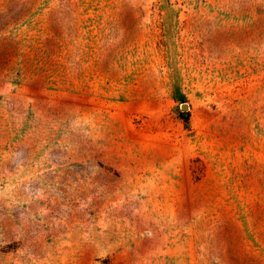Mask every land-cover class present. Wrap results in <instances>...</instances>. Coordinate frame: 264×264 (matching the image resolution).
<instances>
[{
  "label": "rangeland",
  "instance_id": "374dc122",
  "mask_svg": "<svg viewBox=\"0 0 264 264\" xmlns=\"http://www.w3.org/2000/svg\"><path fill=\"white\" fill-rule=\"evenodd\" d=\"M0 264H264V0H0Z\"/></svg>",
  "mask_w": 264,
  "mask_h": 264
}]
</instances>
